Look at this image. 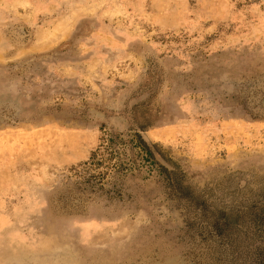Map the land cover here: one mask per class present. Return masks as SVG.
I'll return each instance as SVG.
<instances>
[{
  "label": "rangeland",
  "instance_id": "1",
  "mask_svg": "<svg viewBox=\"0 0 264 264\" xmlns=\"http://www.w3.org/2000/svg\"><path fill=\"white\" fill-rule=\"evenodd\" d=\"M0 264H264V0H0Z\"/></svg>",
  "mask_w": 264,
  "mask_h": 264
}]
</instances>
